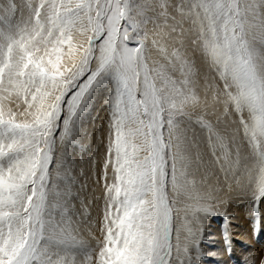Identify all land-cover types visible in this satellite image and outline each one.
<instances>
[{
    "label": "snow or ice",
    "instance_id": "obj_1",
    "mask_svg": "<svg viewBox=\"0 0 264 264\" xmlns=\"http://www.w3.org/2000/svg\"><path fill=\"white\" fill-rule=\"evenodd\" d=\"M97 101L91 245L66 152ZM225 192L259 223L264 0H0V264H201Z\"/></svg>",
    "mask_w": 264,
    "mask_h": 264
},
{
    "label": "rangeland",
    "instance_id": "obj_2",
    "mask_svg": "<svg viewBox=\"0 0 264 264\" xmlns=\"http://www.w3.org/2000/svg\"><path fill=\"white\" fill-rule=\"evenodd\" d=\"M106 137L107 111L103 102L97 101L85 115L79 135L66 152L68 164L76 179L73 191L79 196L74 201L76 209H81L82 200L90 212V219L81 222L79 227L82 238L91 245L95 241L89 233L90 230L96 231L94 224L102 208V201L96 199L102 193V186L96 183L94 172L99 171L102 163ZM57 154L59 155V145ZM93 161L96 162L95 166ZM236 196L235 192L223 193L222 197L229 202L222 204L205 221V239L201 247L215 255L202 257L201 264H261L264 261V214L259 223L254 222L246 202ZM225 234L228 236L227 243Z\"/></svg>",
    "mask_w": 264,
    "mask_h": 264
},
{
    "label": "bare ground",
    "instance_id": "obj_3",
    "mask_svg": "<svg viewBox=\"0 0 264 264\" xmlns=\"http://www.w3.org/2000/svg\"><path fill=\"white\" fill-rule=\"evenodd\" d=\"M242 206V205H241ZM261 221V220H260ZM90 232H91V230H90ZM80 234V236L82 237V234L81 233H79Z\"/></svg>",
    "mask_w": 264,
    "mask_h": 264
}]
</instances>
